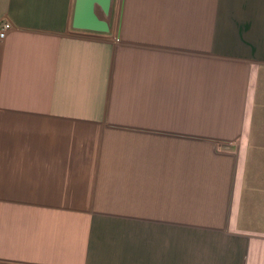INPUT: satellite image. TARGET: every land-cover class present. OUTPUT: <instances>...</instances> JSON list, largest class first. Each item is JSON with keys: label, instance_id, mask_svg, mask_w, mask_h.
I'll use <instances>...</instances> for the list:
<instances>
[{"label": "crops", "instance_id": "1", "mask_svg": "<svg viewBox=\"0 0 264 264\" xmlns=\"http://www.w3.org/2000/svg\"><path fill=\"white\" fill-rule=\"evenodd\" d=\"M74 3L0 0V264H264V0Z\"/></svg>", "mask_w": 264, "mask_h": 264}, {"label": "water", "instance_id": "2", "mask_svg": "<svg viewBox=\"0 0 264 264\" xmlns=\"http://www.w3.org/2000/svg\"><path fill=\"white\" fill-rule=\"evenodd\" d=\"M112 0H75L72 28L76 31L107 35ZM97 9L102 15L97 14Z\"/></svg>", "mask_w": 264, "mask_h": 264}, {"label": "built area", "instance_id": "3", "mask_svg": "<svg viewBox=\"0 0 264 264\" xmlns=\"http://www.w3.org/2000/svg\"><path fill=\"white\" fill-rule=\"evenodd\" d=\"M9 25L5 24L2 27H0V39H3L6 35V31L9 29Z\"/></svg>", "mask_w": 264, "mask_h": 264}]
</instances>
